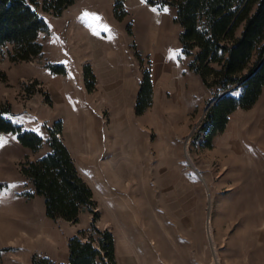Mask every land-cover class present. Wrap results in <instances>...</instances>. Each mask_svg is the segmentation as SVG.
Instances as JSON below:
<instances>
[{"label":"rangeland","instance_id":"obj_1","mask_svg":"<svg viewBox=\"0 0 264 264\" xmlns=\"http://www.w3.org/2000/svg\"><path fill=\"white\" fill-rule=\"evenodd\" d=\"M38 14L47 24L41 55L19 62L0 56L1 107L43 140L32 152L0 134V264H32L33 257L64 264L68 240L89 235L91 223L113 236L116 264H264V96L256 108L233 112L224 133L204 148L199 127L216 91L188 70L173 7L75 0L59 17ZM106 64L112 72L120 64L125 74L132 69L140 82L145 71L154 76L143 115L133 110L140 82L122 97L117 81L98 84ZM85 65L94 76L91 90ZM118 82L123 89L125 81ZM52 137L93 194V214L81 213L77 223L50 220L42 197H25L31 188L20 168L45 156Z\"/></svg>","mask_w":264,"mask_h":264},{"label":"trees","instance_id":"obj_2","mask_svg":"<svg viewBox=\"0 0 264 264\" xmlns=\"http://www.w3.org/2000/svg\"><path fill=\"white\" fill-rule=\"evenodd\" d=\"M74 1L0 0V56L6 52L11 62L40 56L39 37L47 31V24L38 9L59 17ZM147 2L175 9L173 22L180 27L178 41L181 54L189 58L187 68L207 89L216 91L215 99L235 87L208 109L200 124L202 147L211 148L214 138L224 133L230 115L237 109H251L264 88V0ZM49 68L53 74L64 73L62 68ZM83 75L87 89L91 90L94 76L89 65L84 66ZM151 97L150 73L145 71L135 98V115H143L151 107ZM10 115L0 105V134L16 136L19 144L29 151L39 150L41 137L13 124ZM46 144L49 152L45 156L27 161L20 168L25 185L31 188L25 197H42L48 219L77 223L81 213L93 214L92 191L78 175L63 143L52 137ZM5 187L6 183H0V192ZM89 231V235L81 232V237L68 240L64 264H116L113 236L93 223ZM82 237L87 239L84 241ZM32 264L55 263L33 257Z\"/></svg>","mask_w":264,"mask_h":264},{"label":"crops","instance_id":"obj_3","mask_svg":"<svg viewBox=\"0 0 264 264\" xmlns=\"http://www.w3.org/2000/svg\"><path fill=\"white\" fill-rule=\"evenodd\" d=\"M112 65V64H111ZM107 68H108V65L106 64L105 65V67L103 68V73L104 74H107V76L106 77H99V78H97V82H99L98 84H101V85H103V81H100L102 78H106L107 80H110V81H117V83H116V86H117V88H118V93H119V95L122 97V96H124V95H126L127 94V92L128 91H126V87H131V85H133L134 84V82L136 83V85H137V83H139L140 81V78H139V74H137L136 72H133L132 71V69H127L126 71H128V73L129 74H125L124 73V71L125 70H123L122 71V69H121V64H120V67H118V68H116V70H114L113 72L112 71H108L107 70ZM122 72V74H124V75H126V76H120V77H118V74H119V72ZM96 73V72H95ZM96 76H97V74H96ZM191 76H192V84H194V85H192V88H195L196 89V91H197V93H198V88H200L201 90H199V93L200 94H202L203 93V91H202V85L200 84V85H198L199 84V81L197 80V78L194 76V75H192L191 74ZM80 77H78L77 79H79ZM118 78H121L122 80H124L125 81V87L122 89L121 88V85H120V83L118 82ZM157 78V77H156ZM195 78V79H194ZM80 79H83V77L82 78H80ZM154 76L152 77V85H153V97H154V93H155V83H153L154 82ZM115 83H114V85H115ZM83 88V87H82ZM137 90H138V88H137ZM263 92H264V88H263ZM263 92H262V94H263ZM136 94H137V91H136ZM135 94V95H136ZM261 94V96L259 97V99H258V101L256 102V104L253 106V108L255 107L256 108V106L259 104V102H260V100L262 99V97L264 96V94L262 95ZM136 97V96H135ZM203 99V97L201 96V100ZM153 100H154V98H153ZM193 101V100H192ZM192 101H190L189 103H188V106L189 107H193L192 106ZM202 102V101H201ZM86 105H87V108H88V111L90 112V113H92L93 114V109H92V106L88 103V102H86ZM192 109V108H191ZM252 109V108H251ZM128 110H129V108H128ZM240 111H242V110H237V111H235L233 114H237V116H239L238 115V112H240ZM244 111V110H243ZM94 126H97V125H95V124H93ZM63 133H64V131H63ZM101 136V135H100ZM100 138V137H99ZM89 144V145H88ZM92 143L91 142H86V145H88L89 146V148L92 146L91 145ZM65 260H67V256H66V259Z\"/></svg>","mask_w":264,"mask_h":264},{"label":"water","instance_id":"obj_4","mask_svg":"<svg viewBox=\"0 0 264 264\" xmlns=\"http://www.w3.org/2000/svg\"><path fill=\"white\" fill-rule=\"evenodd\" d=\"M234 88H235V87H232L231 89H229V90L226 91L225 93H222L221 95H219V96L214 100L213 104H214L217 100H219L222 96H224V95L228 94L230 91L234 90ZM207 195H208V194H207ZM208 223H209V215L207 214V217H206V224H208ZM207 234H208V230H207Z\"/></svg>","mask_w":264,"mask_h":264},{"label":"snow or ice","instance_id":"obj_5","mask_svg":"<svg viewBox=\"0 0 264 264\" xmlns=\"http://www.w3.org/2000/svg\"><path fill=\"white\" fill-rule=\"evenodd\" d=\"M105 30H107V29H105ZM0 146H2V142H0Z\"/></svg>","mask_w":264,"mask_h":264},{"label":"built area","instance_id":"obj_6","mask_svg":"<svg viewBox=\"0 0 264 264\" xmlns=\"http://www.w3.org/2000/svg\"><path fill=\"white\" fill-rule=\"evenodd\" d=\"M58 136V135H57Z\"/></svg>","mask_w":264,"mask_h":264}]
</instances>
